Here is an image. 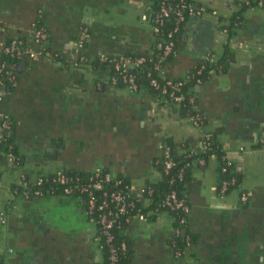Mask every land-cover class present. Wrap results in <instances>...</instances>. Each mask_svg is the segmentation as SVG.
I'll return each mask as SVG.
<instances>
[{
	"label": "crops",
	"instance_id": "obj_1",
	"mask_svg": "<svg viewBox=\"0 0 264 264\" xmlns=\"http://www.w3.org/2000/svg\"><path fill=\"white\" fill-rule=\"evenodd\" d=\"M197 1L206 13L187 19L164 75L184 77L203 55L216 61L225 48L232 59L226 71L194 87L202 116L194 125L143 86L111 84L108 69L92 62L98 53L149 51L150 25L141 19L148 0H0V50L13 38L37 48L30 33L40 16L43 44L57 54L36 61L21 56L6 65L0 113L10 122L9 145L19 160L0 155V264L102 262L95 228L76 197L45 193L35 203L22 196L36 176L110 171L147 205L140 189L161 178L155 166L160 147L169 142L181 153L198 147L207 132L238 173L236 187L220 198L217 159L192 162L182 190L188 214L181 252L170 245L172 215L150 210L122 231L126 264H264V7L246 8L242 26L224 32L242 0ZM83 28L87 36L77 48ZM239 192L247 195L244 203Z\"/></svg>",
	"mask_w": 264,
	"mask_h": 264
},
{
	"label": "built area",
	"instance_id": "obj_2",
	"mask_svg": "<svg viewBox=\"0 0 264 264\" xmlns=\"http://www.w3.org/2000/svg\"><path fill=\"white\" fill-rule=\"evenodd\" d=\"M198 3L197 0H194ZM245 1V0H243ZM171 0H158L157 9L153 11L151 9V0L147 2L146 13L141 16L143 21H147L150 25L152 39H156L155 47L160 51L158 57V62L163 61L165 57L171 55L176 56L177 52L174 49V42L172 41L173 36L179 32V24L184 19V14L181 8L186 9V14L188 16H201L206 13L205 8L198 3H183L184 0H176L174 5H171ZM261 6V1L258 0L256 3V8ZM170 13H173V19L171 21V27L168 29H163L162 24L168 18ZM222 31H226L222 28ZM87 36V31L85 28L80 30V33L75 41V47L80 48L85 41ZM33 42L37 45V48L32 49L30 47L22 46L19 39L13 38L8 42L4 43L1 47L0 54L19 58L21 56H26L27 58L36 61L40 58H55L57 54L49 51L43 44L46 38L45 29L39 26L34 31ZM97 60L104 65H106L114 74L109 75V82L115 84L119 80L122 86L130 89L136 90L137 84L135 81V73L138 69L145 63L147 58L144 55H129V54H106L98 53ZM153 63L154 70H161L158 62ZM200 62H212L210 55L207 53L202 56ZM200 69L196 70L198 74ZM210 73H216V71L211 68ZM6 64L4 61L0 60V87L2 85V74L5 76ZM148 77V84L157 89L160 94L164 95L161 101L175 105L178 109L181 106V101H183L184 96L179 91L183 81H170L163 80V83H159L154 77L150 75L149 72L145 73ZM196 84H200V79L195 80ZM1 89V88H0ZM2 92L0 91V99ZM188 103L193 104V96H189L187 99ZM188 117V116H186ZM194 125L200 123L197 117H188ZM10 128V122L6 116L0 113V135H6ZM205 134V133H204ZM202 135L199 146L196 147L197 150L203 149L202 139L205 135ZM1 136V139L3 137ZM259 146L264 148V139L260 140ZM7 148H11L8 144ZM241 149V147H239ZM4 154L9 161L14 162V156L8 153L0 152V155ZM162 174H167L169 169L173 166V161L169 155L168 149H164L162 152ZM196 164H202L203 160L200 158H194L193 161ZM226 163L229 162L226 160ZM224 171V168H221ZM73 173V172H72ZM85 177L80 178L79 176H70L69 172L59 171L54 174H46L36 176L35 179L29 184L27 189L22 191V196L25 198L40 197L45 193H57L61 195H76L79 198L83 214L85 219L89 224L95 228V236L93 240L100 250L104 245L107 250L106 264H116L119 256L126 250V245L123 240L118 242H113L114 240V230L119 229L121 226V219L124 223H129L132 219L143 220L146 217L145 213L136 211L132 214H127L128 210L133 207V202L129 200V192L131 191L129 184H122V180L117 175L112 174L110 171L94 169L92 171L85 172ZM77 174V173H75ZM161 174V173H160ZM182 173L178 171L174 176L170 177L169 182L182 181ZM48 181L50 183V188L43 191L41 185L43 182ZM233 182V178L230 179ZM228 181L221 180L217 194L220 198L224 197L227 193ZM152 190L150 187H144L140 189V194L146 193L147 196L144 198L148 201L149 195ZM247 199L245 192L238 193V200L244 203ZM162 210L171 213L178 212L180 216L178 217V223L183 224L185 222L184 215L188 213V206L183 197L179 196L175 190H169L163 195L160 203ZM154 211V210H152ZM3 218L0 217V222H3ZM180 229L178 227L174 228V236L178 235ZM100 238L102 241L100 242ZM173 243V241H172Z\"/></svg>",
	"mask_w": 264,
	"mask_h": 264
},
{
	"label": "trees",
	"instance_id": "obj_3",
	"mask_svg": "<svg viewBox=\"0 0 264 264\" xmlns=\"http://www.w3.org/2000/svg\"><path fill=\"white\" fill-rule=\"evenodd\" d=\"M157 1L158 0H151L150 6L151 9L153 11H155L157 9ZM258 0H245V1H241L238 4V9L236 11H234L230 17L227 19V22L224 23L222 25V28H224L226 31H229L231 28L233 27H241L243 24V18H242V11L245 10L246 8H250V7H255L256 3ZM261 1V6L260 7H264V0H260ZM176 2V0H171V5H174V3ZM185 4L187 3H191V4H195L198 5L197 2H195L194 0H184ZM181 11L184 14V19L183 21L179 24V32H177L173 38L172 41L174 42V49L177 51V37L179 36V34L182 31V28L184 27L185 22L187 21V19H189L190 17H194V16H188L186 14V9L185 8H181ZM173 19V13H170V15L168 16V18L164 21V23L162 24V28L163 29H168L171 27V21ZM39 26H43V22L40 18V16H38L36 18V20L34 21L33 24V28H37ZM45 29V28H44ZM46 32V30H45ZM157 38H161L160 36H156V39H152V44L151 47L149 49L148 52L145 53H129V55H144L147 60L145 61V63L138 69V71H136L135 73V81L137 84V88L138 89L140 86H143L145 88H147L151 94L154 96L155 99L157 100H161L162 97L165 96L160 94L159 91L157 89H154L153 87H151L148 84V77H146L145 73L149 72L150 75L152 77H154L159 83H163V80H170V81H183L182 85L180 87V92L183 94L184 99L183 101H181V106L179 107V112L181 115L183 116H188V117H197L199 118L200 123L202 122V116L200 114V112L195 108V98H194V87L197 85L195 80L196 79H200V83L203 82L209 75V69L213 68L216 73H222L224 71H226L227 65L230 62L231 58V52L225 48L224 52L222 53V55L220 56V58H218L216 61H212V62H200V61H196L190 68L189 72L187 73V75H185L184 77H177V78H170L164 75L163 73V67L166 61H168L169 59L173 58L171 55L165 57V59L163 61L158 62V57L160 55V51L158 49H156L155 47V42L157 40ZM46 39V38H45ZM9 41V40H8ZM175 57V56H174ZM11 59H13V57H8L5 55L0 54V60L4 61L5 64L7 65V62L10 61ZM159 63V66L161 67V70H154L153 69V63L155 62ZM93 64L98 65V66H103L106 69H108L110 74H114V72L112 70H110L106 65H104L103 63L99 62L97 60V57H95L93 59ZM200 69V72L197 74L196 70ZM116 85H122L121 82L119 80L116 81L115 83ZM9 86L6 77L4 76V74H2V85L0 88H7ZM189 96H193V104L188 103L187 99ZM204 138L202 139V143H203V149L202 150H198L196 153H194L195 150H197L196 148H188L186 150H184L183 152H176L173 148V146L169 143V142H165L161 147H160V153L159 156L157 158L156 161V168L159 171L160 174V180L154 184H150V185H146L145 187H150L152 192L151 194L148 196L150 201L147 205H142L141 204V200L139 197H137L134 193H132L131 191L129 192V200H131L133 202V207L131 210L127 211V214H132L133 212L139 211L142 213H145L147 211H158V210H162V208L160 207V203L161 200L163 198V195L168 192L169 190H175L179 196L183 197L182 195V190H183V184L185 183L186 179H187V173H188V169L193 161L194 158H200L203 160V163L206 162L207 158L213 156L217 159V168H216V184H215V188L216 190H218L219 188V184L221 180H226L228 181L227 184V190L226 193H229L231 190H233L237 183H238V179H239V175L238 173L232 169V165L231 163L227 164L226 163V159L224 157L223 151L221 150L220 144L217 141L216 135L213 132H207L204 134ZM0 135V152L2 153H8L10 152L15 158L14 161H18L19 158H17L15 156V150L14 148H7L8 144L11 143V137L9 136V134L3 135V139H1ZM164 149H168L169 151V155L173 161V166L169 169L167 174H162V161H161V157H162V152ZM202 163V164H203ZM201 165V164H199ZM221 168H224V171L221 170ZM178 171H181L182 173V181L178 182V181H174V182H169L170 177L174 176ZM77 173V174H75ZM85 172H73V173H69L70 176H79L80 178L85 177ZM119 177V176H118ZM122 180V184H128V182L123 179L122 177H120ZM233 178V182H230V179ZM50 188V183L48 181L43 182L41 185V189L43 191L47 190ZM17 192V190H16ZM19 192V191H18ZM54 193H57V191H55ZM70 196H74L77 198L76 195H70ZM143 196H147L146 193L143 194ZM78 201L80 202L81 200L79 198H77ZM173 217V222L175 227H178L180 230L184 229L185 224H186V220H187V214L184 215L185 218V222L183 224H179L178 223V217L180 216V213L178 212H171L170 213ZM121 226L119 227V229H115L114 230V240L113 242H118L119 240H123L125 242L126 245V250L124 251L123 254H121L119 256V259L117 261L116 264H126L127 260H128V256L129 253L127 252L128 249V242L125 238V236L122 234V231L124 230V228L126 227V225L128 223H124L121 219ZM170 240V245L172 247L173 250H175V252H178V254L181 252L183 246H184V237L181 236V233L179 232L178 235L174 236V234H172ZM102 241V239L100 238V242ZM173 241V243H172ZM101 252V257H102V262L101 264H106V256H107V250L105 248V246L103 245L102 248L100 249Z\"/></svg>",
	"mask_w": 264,
	"mask_h": 264
},
{
	"label": "water",
	"instance_id": "obj_4",
	"mask_svg": "<svg viewBox=\"0 0 264 264\" xmlns=\"http://www.w3.org/2000/svg\"><path fill=\"white\" fill-rule=\"evenodd\" d=\"M34 31H35V28H32V29H31V33H30L32 37L34 36ZM32 42H33V39H32ZM195 89L197 90V89H198V86H196ZM46 151H47V152H51V151H52V147H51V148L48 147ZM47 155H48V154H47ZM35 198H36V199L34 200V202L37 203V200H38V199H37V197H35ZM184 234H185V230L182 229V230H181V235L183 236Z\"/></svg>",
	"mask_w": 264,
	"mask_h": 264
},
{
	"label": "rangeland",
	"instance_id": "obj_5",
	"mask_svg": "<svg viewBox=\"0 0 264 264\" xmlns=\"http://www.w3.org/2000/svg\"><path fill=\"white\" fill-rule=\"evenodd\" d=\"M133 18H134V20H135L136 23H139V18H138V16H137V17L134 16ZM3 220H4V219H3Z\"/></svg>",
	"mask_w": 264,
	"mask_h": 264
}]
</instances>
